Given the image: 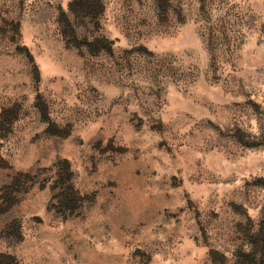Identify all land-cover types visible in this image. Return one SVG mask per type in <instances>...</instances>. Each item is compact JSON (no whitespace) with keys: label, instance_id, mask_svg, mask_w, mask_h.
<instances>
[{"label":"rangeland","instance_id":"374dc122","mask_svg":"<svg viewBox=\"0 0 264 264\" xmlns=\"http://www.w3.org/2000/svg\"><path fill=\"white\" fill-rule=\"evenodd\" d=\"M76 1L0 0V264L260 258L264 0Z\"/></svg>","mask_w":264,"mask_h":264},{"label":"trees","instance_id":"16d2710c","mask_svg":"<svg viewBox=\"0 0 264 264\" xmlns=\"http://www.w3.org/2000/svg\"><path fill=\"white\" fill-rule=\"evenodd\" d=\"M103 5L102 0H79L74 3L69 4V12L71 14H81L85 17H92L96 15H100L102 12ZM81 45L83 47H86L90 52H93L92 43H89L86 38L82 39L80 41ZM66 165V168L64 169V172L68 175V180L65 184L62 186H57V183H54V187L52 188L53 197L57 199L58 203L61 206V212L65 214H73L75 211H78L82 208L83 202L78 197V193L75 189V186H73L72 183V172H70V168L68 165V162H64ZM10 197H3V201H10ZM12 207V205L10 206ZM263 243H264V237H263ZM260 258H256V255H249L251 260L248 262H245L244 264H264V244L263 247L260 249ZM8 260H11L13 264L14 261L11 257L8 258ZM259 261V262H258ZM258 262V263H257Z\"/></svg>","mask_w":264,"mask_h":264}]
</instances>
